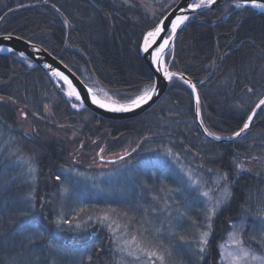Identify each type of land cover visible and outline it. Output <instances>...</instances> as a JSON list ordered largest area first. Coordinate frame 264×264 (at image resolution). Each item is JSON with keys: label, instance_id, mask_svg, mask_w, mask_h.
<instances>
[{"label": "trees", "instance_id": "1", "mask_svg": "<svg viewBox=\"0 0 264 264\" xmlns=\"http://www.w3.org/2000/svg\"><path fill=\"white\" fill-rule=\"evenodd\" d=\"M169 1L0 0V17H4L0 32H12L41 46L89 87L98 86L110 95L135 92L153 79L139 51L143 33L175 5ZM52 4L68 17L70 27H65ZM225 4L201 11L200 17L186 22L177 32L167 63L171 71H181L197 84L205 126L229 136L242 124L237 105H243L246 118L264 96V15L247 8L233 9L234 14L222 17ZM241 17L243 26L237 35L233 28ZM51 81L31 61L0 53V264H118L119 251L107 226L112 221L101 224L98 215L110 205L118 206L115 220L123 229L138 221L128 210L136 199L146 201L149 191L181 194L183 205L192 200L190 241L196 243L198 229L203 230L200 191L213 195L209 184L225 172L233 195L213 217L206 259L201 261L197 253L181 248L176 263L220 264L217 245L230 223L244 218V240L264 253V217L255 215L264 207V109L257 110L252 126L241 138L219 143L198 129L191 92L177 78L152 107L116 121L86 108H73V101L62 92L64 84L57 81L56 88ZM245 85L254 91L248 93ZM17 108H23L36 125L31 134L19 129ZM41 122L46 123L41 127ZM62 128L75 134L77 145L99 139L107 154L124 150L128 155L100 169L82 163L67 152L69 144L65 146L58 134ZM237 156L245 161L252 156L262 159L248 160L255 163L251 171L237 175L232 163ZM28 162L36 168L35 180L26 175ZM68 169L75 171L69 173ZM77 172L83 175L77 176ZM88 183L94 185L91 189L102 206L89 219L86 208L79 213L78 220L85 222L80 229L68 225L57 229L53 222L61 216L73 219L70 214L80 195L87 200L88 193L80 188L87 189ZM33 188L34 201L27 198ZM70 200L72 204L67 203ZM66 203L70 208L64 209ZM59 207L64 209L62 213ZM33 218L42 238L30 243L19 234V226Z\"/></svg>", "mask_w": 264, "mask_h": 264}, {"label": "snow or ice", "instance_id": "2", "mask_svg": "<svg viewBox=\"0 0 264 264\" xmlns=\"http://www.w3.org/2000/svg\"><path fill=\"white\" fill-rule=\"evenodd\" d=\"M44 3H48V0H44ZM125 4L129 3V0H124ZM172 3H175L177 6L180 3V0H172ZM186 7H178V12L175 14L174 18L171 19V23L167 24L166 20L171 16V13L168 14L164 19H160L158 23L155 24L149 31L143 33V40L142 43L139 45V51L143 53H150V64L155 69V72L160 73L163 77L164 81L172 82L173 78H177L182 81L183 84L187 85L191 89V96L195 100V118L199 121L200 127L203 129L204 134L207 137H211L214 141H234L238 138H241L253 124L254 117L257 115L258 109H264V96L259 99V102L256 103L255 107L251 109L244 118L243 115V105L238 104L237 107L241 110V114L239 119L242 120L241 126H239L235 131H233L229 136H223L218 134L217 132L212 131L209 127L205 126V121L202 116L201 112V101H200V94L197 90V84L193 83L191 78L185 77V74L181 71H171L169 69V64L165 61V53L166 50H169L173 44V41L177 35V30L181 29L182 26L186 25V22L191 20H195L197 17L201 16L200 10H208L213 5L217 4V0H185ZM17 7H23V5H17ZM51 7L59 13L63 17V23L65 27L71 26V21L68 19L67 16L61 11L56 4H52ZM247 8H251L253 10H260L261 13H264V2L262 0H231V3H226L224 6V12L221 14L222 17L229 16L234 14L232 12L233 9L236 10H245ZM13 11V9H9V12ZM0 19H4V17H0ZM221 17H217V20H220ZM217 21L214 20L213 24ZM243 26V17H241V21L238 22L233 31L238 35L239 29ZM0 38L4 41L12 40L13 33H3L0 32ZM15 39L22 40V37L16 36ZM27 43L31 44V40L27 41ZM243 41H241V45ZM158 45V46H157ZM33 51L39 52L40 49L33 46ZM7 52L9 54H13L18 56L20 59H27L24 51H17L14 47H5L0 45V53ZM223 59V57H221ZM31 63H29V67H31ZM46 68L51 69L52 75L57 77L60 81H63L64 85H67V89L65 91V95L68 98H74L77 103H73V108H83L85 106V99L82 98L81 92L77 90V88L73 85L72 81L66 76L63 72L57 71L56 69L52 68V65L45 64ZM67 67V65H65ZM262 76H264V71H262ZM201 84L204 81H200ZM87 90V97L90 98L91 104L99 107L100 109L105 110L108 113H133L135 110L142 108L144 105H147L154 96L158 95L159 92V81L156 79H150L149 82H146L142 87L137 88L135 92L124 91L120 92L117 91L113 94H109L103 88L98 87H89L87 84L84 85ZM245 89L248 93H252L254 91V87L245 85ZM2 99V98H0ZM11 99V98H9ZM47 108V105L45 106ZM103 151V149H101ZM168 154L171 155V150H168ZM128 153H125L127 156ZM103 159V157H101ZM123 159V157H121ZM248 160H256L259 161L262 159L260 156H252L248 157ZM232 163L235 166L237 175L245 172H250L251 168L247 166L245 163V158L243 157H233ZM7 167V166H5ZM69 173L74 172V169H68ZM209 171H212L211 169ZM35 172L36 168L31 163L28 162V168L26 175L29 179L35 180ZM77 176H82V173H75ZM259 175V173H257ZM60 176H56V180H60ZM219 181L223 182V187L220 189V196L215 199H210L209 206L205 210V220L206 223L202 225L203 230L198 231V238L196 241V246L198 249L199 259L204 261L206 259L205 253L208 251L209 246V239L212 235L213 229V217L216 216L218 211H220L225 205H228L232 199V190L229 186V176L228 173H220L219 174ZM193 183H197L193 181ZM7 184V182H5ZM67 189H65L66 191ZM35 189L33 188L31 191L27 193V198L34 201L35 196L33 193ZM204 196H209L208 192L202 193ZM34 206V204H33ZM115 211V210H113ZM23 215H27V213H23ZM260 217H264V207H261L260 211L255 213ZM101 224H104L105 221L110 220V217L106 213L102 218H98ZM57 229H62L64 225H68L69 228L75 224V229L81 228V222L76 218L73 219H65L63 216L58 218L53 222ZM195 223V222H194ZM38 221L34 218L27 222L26 225H20V235L24 240L31 242H35L42 238V233L37 228ZM108 228L112 231L114 235V243L119 251L126 253L127 256L134 257L136 260L140 259V253H143L149 258H155V260L159 261V264H167L166 255L163 251H158L155 249H148L145 247H141L139 243H136L135 248H131L130 244L136 241V237L132 238V241H122L118 237H116V231L119 225L116 228L113 227V223H108ZM126 227V226H125ZM239 226H234L237 228ZM242 231V228H240ZM240 231L234 230L230 233L231 237V244L238 249V253L233 255L232 252H229L227 255L231 259V264H238L239 261L245 260L247 261L249 258L251 261H256L257 264H264V256H257L251 254L248 249L241 247L242 240L239 238ZM15 235V234H14ZM179 239L181 241L185 240L184 236H180ZM255 239V237H253ZM71 246L75 247V242H71ZM220 248H223L224 245H220ZM168 256L172 255L171 250L167 252ZM222 257L224 253H221ZM89 259H91L89 257Z\"/></svg>", "mask_w": 264, "mask_h": 264}, {"label": "rangeland", "instance_id": "3", "mask_svg": "<svg viewBox=\"0 0 264 264\" xmlns=\"http://www.w3.org/2000/svg\"><path fill=\"white\" fill-rule=\"evenodd\" d=\"M124 1V0H121ZM169 2H172V0H170ZM171 48L169 50L166 51L165 53V61L167 63V61L170 62V51ZM168 62V63H169ZM92 87H98V86H92ZM99 88V87H98ZM67 89V86L64 85V90L62 92H64V96L68 99L73 101V103H77L75 101L74 98H68L65 95V91ZM16 117H17V121L19 124V129H21V131L31 134V132H33V127L36 125H32V122L30 120V118L25 115V111L23 108H17L16 110ZM46 115L49 114L48 111H46L45 113ZM46 122H41L40 126L42 127V124H45ZM64 129L66 128H62L60 129V131L58 132V134L60 135V139L63 142V144L68 145L70 149H67L68 153H70V155L72 156V158H74L76 160V158H78L79 160H82V163H86L88 165H91L93 167H96L98 169L102 168V166H107V165H114L116 162L121 160V157L125 156V153L128 151H116L114 153H109L107 154V149H106V145L104 144V142H101V140L99 139H93L91 142H89V145H82L81 143H79L77 145L75 138V134L70 131H65ZM101 149H103V151H101ZM101 157H103V159H101ZM77 159V160H78ZM105 160L106 163H103ZM245 163L247 164V166L249 168L251 165H254V161L250 162V161H245ZM250 163V164H249ZM253 163V164H252ZM105 164V165H103ZM210 190L212 189V191H214L213 195L209 196H204L202 195V193L204 192H208L206 190L200 191L201 193V201H202V208H203V218L202 221H200L201 226L203 224L206 223L205 220V210L206 208L209 206V202L210 199H215L218 198L220 196V189H222L223 184L222 181H219V178L217 179H213V182H211L210 184ZM86 186H88L87 189H82L83 187L81 186V190L85 191L88 193L89 197L86 198L83 197V195H80L81 198L79 199V201L76 203V206L73 208L72 213L70 214V216L76 217L78 219L79 213L82 212V210H84V208H86V218L89 219V217H92L94 215V212H96V209L99 210L98 208H100L103 204V202H98V199L95 197V194H93V190L91 188L94 189V185L88 183V185L86 184ZM86 188V187H85ZM77 193V192H76ZM181 194H176V195H172L169 196L168 193L164 192L163 190L161 191H157V192H150L147 195V200H140V199H136L133 205V209H126V208H121L120 211L125 212V210L130 211V213H135V218L138 219V221L132 223L131 225H125L126 227L123 229H119V227L117 228L116 231V237H118L120 240L122 241H132L133 237H136V241L130 244L131 248H135L136 243H139L141 245V247H145L148 249H155L158 251H163L166 255V261L167 264H178L177 262V257L179 256V254H181V248L184 249H189L190 253H197L198 254V249L196 246V243H193V241H190V239H193L192 237V227H193V223L191 220V212L193 211V203L192 200H187V202L183 205L180 199ZM65 201V199H64ZM72 204V200L67 201V203ZM66 203V207H64V209H67V207L70 208L69 205H67ZM89 205V206H87ZM110 205V204H109ZM86 206V207H85ZM97 207V208H96ZM128 207V205H127ZM61 211V213L63 212V208L59 207ZM129 208H132V206H129ZM142 210L144 212V214L140 215V212H138L137 210ZM115 210V212L113 211ZM119 211L118 210V206H112L110 205V208L106 211H100V214L98 215L100 218H102L106 213L108 214V216L110 217L111 220H109V222L113 223L114 228H116L117 225H121L119 224V222H117V220H115V218H117L115 216L116 212ZM125 214V213H124ZM88 219H86V221H88ZM81 226H83L85 224L84 221H80ZM127 223V222H126ZM124 223H122L123 225ZM72 226H75V224H73ZM234 226H239L237 228H234ZM190 228V230H189ZM240 228H242V231H240ZM190 232V237L188 236V231ZM201 230V228L198 229V231ZM234 230L236 231H240V235L239 238L242 240V244L241 247H244L245 249H248L250 251L251 254L257 255V256H264V253H262L261 251H259L258 249L252 247L250 244H248L243 237L244 231L246 230V220L244 219H238L236 221H232L230 223V227L226 233V236L224 237V239L217 245V251L219 252V263L220 264H231V259L230 257H228V253L232 252L233 255H236L238 253V249L237 247L233 246L231 244V237H230V233H232ZM180 236H184L185 240L181 241L179 239ZM198 238V237H197ZM197 241V239H196ZM195 241V242H196ZM114 243V240H113ZM220 245H224L223 248H220ZM113 246L117 248L116 243L113 244ZM171 250L172 255L168 256L167 252ZM119 251V250H118ZM224 253L223 257L221 255V253ZM119 255H120V261L118 264H159V261L155 260V258H149L146 255H144L143 253H140V259L136 260L134 257H130L127 256L126 253L119 251ZM238 264H257L256 261H251L250 258L245 261V260H241L238 262Z\"/></svg>", "mask_w": 264, "mask_h": 264}, {"label": "water", "instance_id": "4", "mask_svg": "<svg viewBox=\"0 0 264 264\" xmlns=\"http://www.w3.org/2000/svg\"><path fill=\"white\" fill-rule=\"evenodd\" d=\"M188 2H191V0H188ZM224 2L225 3H227V2L231 3V0H217V4L213 5L210 9H213L215 7L222 5V4H224ZM262 2H264V0H262ZM178 7H186L185 0H180V3L178 6L176 4L174 6H172V8H170L164 15H162V17L160 19H164L166 16H168L169 13H171V16H169V18L166 20V23L170 24L171 19L174 18L175 14H177V12H178ZM210 9H208V10H210ZM201 11L204 12L206 10H200V12ZM255 11L258 13H261L260 10H255ZM261 14L264 15V13H261ZM179 30L180 29H178L177 32ZM13 37L14 38L10 41H4L2 38H0V45H3L5 47H14L17 51H24L25 55L27 57V60L31 61L32 63H34L35 65L40 67L41 70L50 77V79L52 80L51 82H53V84L56 86V88H59L57 81H60V80L57 77L53 76L51 69L46 68L44 65L50 64V65H52V68L56 69L57 71L63 72L72 81L73 85L77 88V90L79 92H81L82 98L85 99V106L83 108L90 110L93 114L95 113V115H97L101 118H104V119H110V120H115V121L116 120H123V119L133 118V117L143 113L144 111H146V109H149L150 107H152L161 98V96L166 91L167 86L169 84V82L164 81L162 75L160 73L155 72V69L151 66V64H150V53L140 52V55H141L144 63L147 65V67L151 71L153 79H156L159 81L160 87H159L158 95L154 96L153 99L147 105H144L142 108L135 110L133 113H119V114L108 113L105 110L100 109L99 107L91 104L90 98L87 97V90L84 87V85H85L84 81H82V79L79 78L68 67H65V65L61 61H59L57 58H55L50 53H48L46 50H44L41 46L34 44V43L29 44V43H27V40H24V39L17 40V39H15L16 36H14V35H13ZM142 40H143V37H142ZM142 40H141V43H142ZM33 46L39 48L40 51L39 52L33 51ZM172 46H173V44H172ZM4 53H7V52H4ZM185 77L188 78L186 75H185ZM60 82L63 83V81H60ZM189 90L191 92L190 88H189ZM193 103H194V113H195V100H194V98H193ZM83 108H79V109H83ZM195 122H196L198 129H200V132L207 139L214 141L211 137H207L204 134L203 129L200 127L199 121H197L196 118H195ZM214 142L227 143L229 141L228 140H222V141H214Z\"/></svg>", "mask_w": 264, "mask_h": 264}, {"label": "bare ground", "instance_id": "5", "mask_svg": "<svg viewBox=\"0 0 264 264\" xmlns=\"http://www.w3.org/2000/svg\"><path fill=\"white\" fill-rule=\"evenodd\" d=\"M67 86V85H66Z\"/></svg>", "mask_w": 264, "mask_h": 264}]
</instances>
